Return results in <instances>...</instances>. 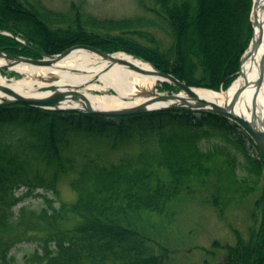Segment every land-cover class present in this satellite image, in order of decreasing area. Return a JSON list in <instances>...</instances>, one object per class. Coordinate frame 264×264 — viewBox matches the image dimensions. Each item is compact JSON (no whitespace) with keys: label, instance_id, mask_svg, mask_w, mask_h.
Instances as JSON below:
<instances>
[{"label":"trees","instance_id":"trees-1","mask_svg":"<svg viewBox=\"0 0 264 264\" xmlns=\"http://www.w3.org/2000/svg\"><path fill=\"white\" fill-rule=\"evenodd\" d=\"M155 1L160 11L161 9L164 11L165 19L161 20L159 28L169 40L171 39L169 47L153 48L154 46L158 47V42L153 33L145 32L144 29L149 26L155 27V23L153 22L152 25V22L147 21L148 23L145 22V24L148 25L143 26V21L135 23L139 21L137 20L134 23L121 21L108 22L103 25L104 33H94L98 38L109 41V46L104 47L103 50L105 52L116 50L117 46L113 47L112 45H117L120 37L110 35L114 29H138L139 33L123 38L127 40L120 42V47L137 52L149 60L151 57L157 59L156 62L152 61L157 69L163 73L171 74L189 86L196 85L212 89L228 87L238 69L240 55L246 48L245 44L240 40L243 45L239 44L234 56L235 62L231 66L223 68L222 71V64L218 62L210 70L212 64H210L211 52L209 49L213 51V47L211 48L210 44V48L205 47V30L202 21H199L200 0ZM248 1L249 4L245 5L246 8L248 7L247 13L251 7V0ZM15 2L20 3L17 0ZM144 2L146 1L144 0ZM0 12V31H10L29 44L40 45L39 47L46 54L58 53L67 46L73 45L71 43L63 47L64 45L59 40L47 39L46 36L41 35L38 28L44 29L43 27L56 21L37 16L35 10L29 9V12L34 16L32 18L29 16L30 14L18 17L10 10L2 9ZM185 16L192 19L193 23L183 22ZM68 26L86 28L89 25L75 21V24L71 23ZM94 26L95 24H91L89 27ZM182 26L184 27L182 28ZM68 35L70 34L62 33L60 36L71 41ZM88 36L90 37V35ZM85 38L86 36L78 39L84 41ZM71 39L76 42L74 36H71ZM144 42H148V44ZM213 42L211 41L212 45ZM130 44L135 49L130 47ZM14 45H18V43L12 38L0 35V50L11 52ZM28 48L31 50V46ZM77 114L54 113L19 104L0 107V264L166 263L170 253L167 247L156 243L148 235L150 229L158 230L157 223L153 218H162L169 214L168 207L171 200L182 190V177H189L191 174H205L204 170L208 168L206 165L209 162V156L203 159L196 157L198 153L189 151L190 148L179 150L177 143L180 142V136L170 131L171 129H163L140 135V138H144L148 143L143 144L141 151L135 157L122 160L119 164L101 166L93 159L83 156L81 158L83 162H79L78 165H76L77 162L75 164L72 162V164L66 163L65 166L64 164L61 166L59 162L53 161L59 153L55 147L56 141L53 140V135H57L60 128L67 131L70 126L71 129L77 126L83 127V130L88 132L110 129L114 133L123 134L131 124V120L141 118L140 115L116 118L81 115L84 119L76 120L74 117ZM173 114L177 113L170 112L169 115ZM18 115L27 119L32 116L33 121L39 120V122L51 126L48 128L49 137L42 139L40 143L30 138L29 135L17 138L15 134L28 133L27 129H19V124L10 127L9 124L14 125L12 123ZM205 117L215 122L219 129H228L225 119L211 114ZM188 120L186 119V122ZM202 120L186 126L192 125L191 128H194L197 124L200 125ZM55 123L58 126L61 125L57 133L51 129ZM192 136L195 139L191 140L194 145L199 144L196 140L206 139L199 133ZM230 136L231 139L222 135L220 138L226 142L236 141V144L241 142L236 135ZM40 147L45 151L48 150L50 155H56L50 156L45 153L44 167L48 170L51 169L49 177L38 169L29 167V153H40ZM244 157L248 161L246 163L247 171L255 174L258 169L257 176H259V165L250 160L246 154ZM67 164H70V168L77 172V178L71 182V187L77 198L67 209L78 217L79 222L71 232L60 230L58 225L64 219L67 206L57 207L54 201L46 195L34 193L38 188H42L44 192L54 190L55 185L51 182L54 183L59 173L63 172V168H67ZM161 169L165 171L168 169L167 171L171 173L174 180L171 178L166 182L161 180L159 177ZM185 185L187 184H183V186ZM20 188L25 189L26 193L17 196L16 193ZM30 195L41 198V207L32 209L29 206H21L15 212L14 208L17 204L23 202ZM261 205L264 207V200ZM263 211L264 209H262ZM259 213L254 212L255 220L260 216ZM165 220L167 221V219ZM29 232H42V235L31 239L35 242L36 247L32 252L27 253L21 262H18L14 256L10 255V251L17 243L23 241L22 238ZM249 232V238L241 241L237 248H227L228 253L224 264H264V234L261 232V228L258 230L256 227H252ZM154 242L156 245L153 246Z\"/></svg>","mask_w":264,"mask_h":264},{"label":"rangeland","instance_id":"rangeland-1","mask_svg":"<svg viewBox=\"0 0 264 264\" xmlns=\"http://www.w3.org/2000/svg\"><path fill=\"white\" fill-rule=\"evenodd\" d=\"M17 1L20 3H16L15 0H0V10H10L11 13H15L18 17H20V15L26 16L30 14L29 16L31 18L34 16L29 12V9L35 10L37 16L50 18L53 22L56 21L55 23L48 24L47 27H43L44 29L38 28L41 35L46 36L47 39L59 40V42L64 45L63 47L73 43V45L67 46L63 51L46 54L41 50L42 48L39 47L40 45L29 44L26 40L10 31L1 30V36L12 38L18 45H14L11 52L2 50H0V52H5L17 57L39 60L41 59L40 54L56 55L76 45H90L105 52L103 49L109 46V41L98 38L94 33H104L103 31H105V29H102V26L106 25L108 22L126 21L128 23H134L139 20L135 23L143 21V26L148 25L145 24V22H152V25L155 23V27L149 26V28L144 29L145 32L150 31L153 33L155 40L158 42V47L154 46L153 48L164 49L171 44V39L169 40L166 34L159 28L161 20L165 19V15H163L164 11L162 9L160 11V8H158L159 6H156L155 0H145L146 2H144V0ZM200 3L201 12L199 21H202L205 30V47L207 46V49L208 47L210 48V45L211 48L213 47V51L209 49L211 52L210 64H212L210 70L214 68L218 62L222 64V71L224 70L223 68L226 69V67L228 68V66H231L235 62L234 56L238 50H231L229 47H227V49L223 48L221 43L220 48L223 50V57L217 53L218 47L216 43L221 42V40H234V42H237V45L241 43L245 44L246 48L240 55L238 69L234 74L233 81L228 87H218L216 89L199 87L196 85H190V87L226 91L235 82L240 72L242 60L251 46L254 32L252 22L253 0H251V7L248 13V7L246 8V6L243 7L240 5V1L233 5L231 0H200ZM246 3L248 4V0H246ZM239 6H242V8H240V14L236 16L235 23L229 22L227 18L229 9ZM167 16L169 15L167 14ZM183 20V22L187 24L193 23V20L187 16L183 17ZM75 21L89 26L95 24V26L91 28L89 26L86 28L68 26V24L71 25V23L75 24ZM233 24H238L239 31H237L236 35L235 31L233 32ZM183 27L184 26H182V28ZM241 29L242 31H240ZM139 32L140 30L138 29H114L110 32V35L112 37H120L118 44L112 45L113 47L117 46V48L116 50L105 53L113 55L124 53L133 57H138L144 60L148 65L155 67L153 62H156L157 59L151 57L150 61L148 58H143L145 56H141V54L137 52L125 50L120 47V44L127 40L123 38L133 36ZM62 33L70 34L68 37L71 41L65 40L63 37L61 38L60 35H62ZM50 34L56 38L52 37ZM88 35H90V37ZM71 36L76 38V42H73ZM84 36H86L84 41L78 39ZM14 37L18 38L20 41L16 40ZM229 37H231V39H228ZM21 41L23 43H21ZM144 43L148 44V42ZM30 46L32 51L28 48ZM129 46L135 49L132 44ZM141 49L145 50L144 48ZM155 68L157 69V67ZM0 73L6 78L8 83H11L12 79H19L21 77L10 69L0 70ZM179 81L184 83L181 80ZM96 82L98 83V81ZM158 85L157 93L175 95L181 92L180 89L171 84H162L159 82ZM104 93L113 94L114 92L112 90H107ZM42 110L54 113H78L47 109ZM170 112L177 114L170 116ZM210 114L211 113L205 111L191 109L150 111L139 114L141 116L139 119L131 120V124L123 134L114 133L110 129L100 132H88L83 130V127L80 128L77 126H74V129H71L70 126L67 131L60 128L57 133L61 125L58 126V124L55 123L51 129L55 130V133H57V135H53V140L56 141L55 147L58 149L59 153L58 157L53 161L59 162L60 165L64 164V166L66 163L72 164V162L73 164L77 162L76 165H78V163L82 161L81 158L84 156L87 159H93L101 166L116 165L121 163L122 160L135 157L141 151L143 144L147 142L144 138H140V135H145L143 133L171 129L170 131L180 136V142L177 143V148L179 150L190 148L189 151H196L198 153L196 157L206 159L209 156V162L206 165L208 168L204 170L205 174L203 175L191 174L189 177H182V190L180 189L181 191L179 190V194L171 200L168 207L169 214L162 218H153L157 223L158 230L150 229L148 235L150 239L155 240L156 243L163 244L164 247H167L170 252L168 256L169 260L164 264H224L228 253L227 248H237L241 241L247 240L249 238V231L252 227H256L258 230L261 228V232L264 234V211L262 212L264 207L261 205L264 200V161L255 143L243 129L236 123L215 115L225 119L228 125L227 130L219 129L215 122L208 119V117L206 119L205 116ZM21 115L23 114L21 113ZM21 115L15 118L12 123L14 125L9 124L10 127H15V125L19 124V129H27L28 133L15 134L17 138L29 135L30 138L40 143L42 139L49 137L48 128L51 126L39 122V120L33 121L34 119L32 116L29 117L28 120L27 118H22ZM81 115L93 114L79 113L74 118L76 120L84 119ZM116 117L112 116L111 118ZM186 119L189 120L186 122ZM201 119L203 120L200 125L197 124L194 128H191V126L196 123L195 121ZM190 123L192 125L186 126ZM195 133L203 135L206 139L196 140L199 144H192L191 140L194 139L192 135ZM221 135L229 139L232 138L230 135H236L240 138L241 142L237 144L236 141L226 142L221 140ZM48 149L50 150L49 147ZM178 149L177 151H179ZM45 153L50 155L48 150L45 151V149L42 148L40 153H29L28 162L30 161V168L33 167L38 169L41 173H45V175L49 177L51 175V169L49 168L50 170H48L44 167V161L46 160ZM244 154L249 156V159L255 164L259 165V176H257L258 169L255 174L247 171L246 163H248V161H246ZM54 155L55 154H51L50 156ZM70 164H67V168H63V172L59 173L54 183H52L53 181L51 182V184L55 185L54 190L44 192L42 188H38L34 191V193L49 197V199L54 201L57 207L67 206L64 219H62V221L58 220L60 221L58 223L59 229L64 232H71L79 222L78 217L67 209L77 198L76 193L71 187L72 180L77 178V172L75 169L70 168ZM243 166L244 168H242ZM167 170L161 169L159 172L160 179L165 182L169 181L170 178L174 180L171 173ZM183 184L187 185L183 186ZM24 193H26L25 189L20 188L16 195L21 196ZM41 205L42 200L40 197L30 195L23 202L17 204L14 211L17 212L21 206H29L32 209H36L40 208ZM260 210L261 212L259 213ZM254 212L260 215L256 220L253 218ZM164 219H167V221H164ZM41 235L42 232L26 233L22 238L24 240L14 246L10 251V255L14 256L18 262H21L24 256L32 252L36 247L35 242L31 239L40 237ZM155 242L153 246L156 245Z\"/></svg>","mask_w":264,"mask_h":264},{"label":"bare ground","instance_id":"bare-ground-1","mask_svg":"<svg viewBox=\"0 0 264 264\" xmlns=\"http://www.w3.org/2000/svg\"><path fill=\"white\" fill-rule=\"evenodd\" d=\"M239 1L243 7L246 5V0H231V3L233 5ZM253 5V31L257 37L258 23L261 21V45L256 54H252L250 48L247 50L240 66V73L243 75L238 76L226 91L217 92L204 88H196L194 91L202 99L219 105L228 106L234 102L232 111L235 114L243 113L248 119L264 128V0H253ZM242 6L229 9L227 17L229 22L235 23ZM234 31L236 35L239 31L238 24H233ZM221 43L226 49L229 47L231 50H236L239 47L234 40H221L216 43L217 53L221 56L224 55L220 48ZM113 57L125 63L113 64L108 70L109 61L84 48H78L65 56L58 57L51 66L19 64L13 71L21 77L12 79L11 83H8L0 73V85H7L0 86L5 88H0V99L23 96L29 100L41 99L52 105H75L101 110L129 109L147 103L151 99V94L158 89L159 82L152 76L139 73L130 64H140L149 70L150 66L124 53H117ZM4 61L0 56V63ZM107 90H112L114 93L105 94ZM238 91L240 93L233 101ZM173 99L178 102H193V98L182 91L173 95Z\"/></svg>","mask_w":264,"mask_h":264},{"label":"water","instance_id":"water-1","mask_svg":"<svg viewBox=\"0 0 264 264\" xmlns=\"http://www.w3.org/2000/svg\"><path fill=\"white\" fill-rule=\"evenodd\" d=\"M258 35L255 36L253 32V37L251 41V46L249 47L252 51V54H256L260 45H261V21L258 23ZM12 36V35H11ZM15 38V37H14ZM16 40L20 41L18 38H15ZM21 43H23L21 41ZM78 48H84L85 50L99 56L103 60L109 61V65L107 66V69L110 70L111 66L113 64H123L125 61L122 60H116L113 56V54H107L100 49H97L90 45H76L68 48L64 52L56 55H46V54H40L41 59L39 60H33L23 57H17L5 52H0V56L4 58V62L0 63V70L3 69H10L14 70V68L19 64L24 65H36V66H51L54 64L55 61H57V58L60 56H65L69 52H71L74 49ZM138 60L143 61L144 60L139 59L138 57H135ZM12 63H7V62ZM136 70L139 71V73L152 76L156 78V80L162 84H171L180 89V91L188 94L191 98H193V102L187 103V102H178L175 99H173V95H164L161 93H157V90H155V93L151 94V99L147 101V103L143 104L142 106L129 108V109H119V110H101V109H95L90 107H79V106H60V105H52L48 102H45L43 100H29L27 97L23 96H11L0 99V107L11 105V104H21V105H27L32 107H38L41 109H47V110H55V111H65V112H78V113H86V114H93V115H101V116H131V115H139L143 113H147L150 111H174V110H198V111H205L214 115H218L221 117H224L228 119L230 122L236 123L241 129H243L250 137V139L255 143V146L259 150L263 161H264V128L261 127L256 122H253L251 119H248L243 113L235 114L233 109V103H231L228 106L219 105L218 103L208 101L206 99H202L201 96L197 95V93L194 91L196 88L187 86L186 84L180 82L176 78H174L171 74L163 73L159 70H157L155 67L150 66V70L146 69L140 64L138 65H132ZM243 74L239 72L238 76H242ZM237 76V77H238ZM97 81V79L95 80ZM0 86H7V85H0ZM4 88V87H0ZM5 89V88H4ZM220 92V91H217ZM240 91H238L233 99L235 101L237 95H239ZM157 104V105H155Z\"/></svg>","mask_w":264,"mask_h":264}]
</instances>
